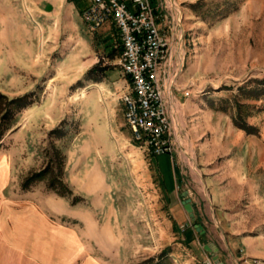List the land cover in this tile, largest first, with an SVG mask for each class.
<instances>
[{"label": "crops", "instance_id": "1", "mask_svg": "<svg viewBox=\"0 0 264 264\" xmlns=\"http://www.w3.org/2000/svg\"><path fill=\"white\" fill-rule=\"evenodd\" d=\"M89 4L90 0H23L35 28L40 49L37 56L43 63L50 64L55 56L48 51L49 43L59 46L56 40L64 39V46L72 48L71 54L59 46L58 55H76L78 70L92 68L100 56L109 66L108 82L97 84L100 94L103 84L110 88L107 96L96 99L102 112L98 117L88 113L89 122L84 124L82 135L75 138L66 160V181L76 194L90 199L92 207L72 204L70 198L46 188H23L28 172L38 167L36 163H22L18 154L19 139L27 126L25 118L10 132V144L0 147V264L141 262L136 259L130 238L135 226L126 222L128 213L111 186L117 181L110 180V167L106 165L115 163L110 154L115 156L116 144L107 145L113 134L126 143L129 156L136 157L134 163H128L135 175L132 180L152 191L149 197L160 207L157 221H149L146 216L142 224L153 238L152 246H145L152 251L150 257L168 248L173 250L171 264H181L178 256L185 252L188 256L183 264H204L206 258L213 259L205 249L212 243L224 264H264V221L240 225L237 218L242 212L236 205L245 195L253 200L259 197L261 163H213L209 159V163H196L193 168L190 163L173 162L168 153L154 155L134 143L130 128L121 129L124 105L119 98L128 90L120 65L121 38L112 20L97 30L89 29L83 16ZM113 48L119 55L112 54ZM6 62L2 59V64ZM173 88L179 89L177 81ZM112 93L116 96L110 100ZM178 100L176 96L174 101ZM209 148L206 143L207 152ZM145 153L152 156L153 163L146 160ZM71 163H81L79 175L70 171ZM186 191L188 196L184 195ZM187 197L192 199L195 218L204 225L203 234L196 230L194 219L184 207Z\"/></svg>", "mask_w": 264, "mask_h": 264}, {"label": "rangeland", "instance_id": "2", "mask_svg": "<svg viewBox=\"0 0 264 264\" xmlns=\"http://www.w3.org/2000/svg\"><path fill=\"white\" fill-rule=\"evenodd\" d=\"M154 3L158 11L167 14L174 32L170 78L172 82L177 81L179 89L168 88V93L179 100L177 107L172 104L175 118L172 161L191 164L189 156L192 155L195 163H209V159L213 163H261L259 197L253 200L245 195L236 205L242 212L237 218L240 225L264 221V83L261 82L264 80V0H154ZM85 21L92 30L90 23ZM164 22L161 18V25ZM57 42L62 50L71 54L72 48L64 46V39ZM49 44L48 51L55 56L46 64L37 56L40 49L35 28L28 19L23 0H0V91L9 98H23L13 106L11 120L7 123L11 128L0 140V147L10 144L9 135L26 118L27 126L19 139L18 154L22 163L38 165L26 176L50 161L56 165L60 163L54 146L63 150L67 160L75 138L82 135L84 124L89 122L88 113L98 117L102 112L96 99L99 95L107 96L110 90L100 85V94L97 85L108 82L109 66L104 65L102 56L92 68L78 70L76 55L60 57V50H56L59 46L53 42ZM178 46L183 56L181 66ZM112 54L119 55V50L113 48ZM2 59L7 61L6 65L2 64ZM93 68L95 71L90 72ZM241 86L260 91L247 93L240 89ZM185 88L190 90L189 95L185 94ZM115 96L112 93L109 99ZM238 102L242 103L241 109ZM121 108L124 123L121 129L127 130L124 107ZM239 110L247 114L249 123L259 127L258 135L248 134L235 125ZM240 130L242 134L238 136ZM114 143L116 153L115 156L110 154V159L111 162L115 159V163L106 165L110 167V180L117 181L111 186L116 190L121 207L128 213L126 222L135 226L130 238L136 259L141 261L139 264H156L159 259L163 264H171L172 249L168 252L163 249L150 257L151 249L145 248L152 246L153 238L150 229L145 231L142 224L146 223V216L149 221H157L160 207L149 197L152 191H146L132 180L135 175L128 163H134L135 155L129 156L126 143L117 134H113L107 145ZM206 143L211 149L208 152ZM145 158L153 163L150 154L145 153ZM80 165L71 163L69 169L79 175ZM199 186L202 187V183ZM32 187L48 189V181H35ZM80 197L79 203L91 206L90 199ZM187 256L186 252L178 256L181 264Z\"/></svg>", "mask_w": 264, "mask_h": 264}, {"label": "built area", "instance_id": "3", "mask_svg": "<svg viewBox=\"0 0 264 264\" xmlns=\"http://www.w3.org/2000/svg\"><path fill=\"white\" fill-rule=\"evenodd\" d=\"M158 10L154 0H90L83 13L92 30L108 20L115 23L122 45L120 65L128 82V90L120 96L125 122L133 142L154 155L173 153L175 145L168 93L176 83L170 78L174 32L167 14ZM184 91L190 94L188 88ZM203 263L216 264L211 257Z\"/></svg>", "mask_w": 264, "mask_h": 264}, {"label": "trees", "instance_id": "4", "mask_svg": "<svg viewBox=\"0 0 264 264\" xmlns=\"http://www.w3.org/2000/svg\"><path fill=\"white\" fill-rule=\"evenodd\" d=\"M95 71L93 68L90 72ZM260 82V81H259ZM264 83V80L261 81ZM259 87V86H258ZM241 90L247 91V93H252L256 91H260L259 88H256V90H249L246 86H241ZM259 94V93H258ZM23 98H9L6 94L2 93L0 91V112H1V120H0V140L4 137L7 130L11 128L10 124H7L11 120L12 113H13V106L20 102ZM242 103L238 102V105L241 109ZM247 114H244L241 110H239V115L235 117V125L245 130L248 134H256L258 135L260 133V129L257 125L251 124L248 122L246 118ZM54 150L56 153V156L60 158V163L56 165V163L50 161L47 163V165L29 175L26 176L23 182V188L29 189L31 184L38 180H44L46 179L48 181V189L56 192L57 194L67 197V198H73L72 204H78L80 202V195L76 194L71 187V185L66 181L65 179V169H66V159L63 155V150L60 149L58 146H54ZM196 223H200V221L196 218L194 221V225ZM170 251V249L166 248V252ZM156 264H163L162 261H157Z\"/></svg>", "mask_w": 264, "mask_h": 264}, {"label": "water", "instance_id": "5", "mask_svg": "<svg viewBox=\"0 0 264 264\" xmlns=\"http://www.w3.org/2000/svg\"><path fill=\"white\" fill-rule=\"evenodd\" d=\"M184 195L188 196V191H186ZM183 204H184L185 209L188 211V213L191 215V217L195 221L196 220V218H195V209H194V205L192 203V199L190 197H187L183 201ZM195 228L201 234L205 233V231H206L205 228H204V225L202 223H196L195 224ZM205 249L212 254L213 260L215 261L216 264H224V262L220 260V255H219V252H218L219 250H218L217 246H215L212 243H207L205 245Z\"/></svg>", "mask_w": 264, "mask_h": 264}, {"label": "bare ground", "instance_id": "6", "mask_svg": "<svg viewBox=\"0 0 264 264\" xmlns=\"http://www.w3.org/2000/svg\"><path fill=\"white\" fill-rule=\"evenodd\" d=\"M174 4H175V7H176V9L178 10V13H179V15H181V10H180V8L178 7V5H176L177 3L176 2H174ZM179 4V3H178ZM181 29V28H180ZM180 32H182V30H180ZM182 38V37H181ZM177 54H178V58H179V61H180V66H181V63L183 62V56H182V52H181V49H180V47L178 46V50H177ZM172 91V90H171ZM170 91V92H171ZM173 92V91H172ZM171 97V99H172V104L174 105V107L176 106L177 107V103L174 101V97L173 96H170ZM177 101V100H176ZM176 110H177V108H176ZM178 112V111H177ZM178 118V117H177ZM181 127V126H180ZM186 155V154H185ZM190 158H189V160L191 161V165L193 166V168H195V165H196V163H195V160H194V158H193V156L191 155V156H189Z\"/></svg>", "mask_w": 264, "mask_h": 264}]
</instances>
